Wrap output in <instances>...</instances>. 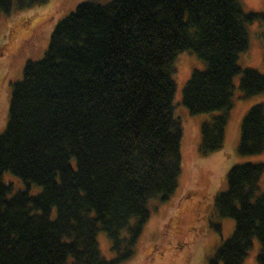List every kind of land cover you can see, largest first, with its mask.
I'll return each mask as SVG.
<instances>
[{
  "label": "trees",
  "instance_id": "1",
  "mask_svg": "<svg viewBox=\"0 0 264 264\" xmlns=\"http://www.w3.org/2000/svg\"><path fill=\"white\" fill-rule=\"evenodd\" d=\"M43 0H0V14ZM240 0H85L57 23L38 60L14 83L0 133V175L28 186L11 194L0 180V264H117L134 252L181 169L182 123L175 111V61L190 50L204 62L187 80L190 114L222 111L200 127L202 154L223 146L234 77L244 97L264 92V73L241 67L248 48ZM264 150V102L241 124L238 151ZM264 163L233 165L214 201L235 228L209 264H243L254 239L264 264ZM103 231L117 256L105 258Z\"/></svg>",
  "mask_w": 264,
  "mask_h": 264
},
{
  "label": "rangeland",
  "instance_id": "2",
  "mask_svg": "<svg viewBox=\"0 0 264 264\" xmlns=\"http://www.w3.org/2000/svg\"><path fill=\"white\" fill-rule=\"evenodd\" d=\"M83 1L43 0L28 7L14 6L10 12L0 14V133L8 123L13 86L22 79L26 62L44 55L57 23ZM240 3L245 13H264V0H240ZM246 29L249 44L239 55V64L264 73V21L247 23ZM175 66L174 113L182 123L177 186L165 201L152 200V214L143 226L134 252L117 264H209V258L235 228L234 218L220 216L214 204L216 196L227 188L229 169L245 162L264 163V150L254 155L238 151L243 117L252 105L264 102V92L244 97L239 88L240 76H235L223 146L202 154L201 124L222 111L190 114L181 103L182 91L193 70H203L206 65L197 54L185 50L178 54ZM0 180L12 185L11 194L28 189L36 195L42 190L36 184L28 188L10 172L0 175ZM259 184L262 192L264 173ZM97 239L105 258L117 256L105 232L98 231ZM259 248L260 241L255 238L243 264H258Z\"/></svg>",
  "mask_w": 264,
  "mask_h": 264
},
{
  "label": "flooded vegetation",
  "instance_id": "3",
  "mask_svg": "<svg viewBox=\"0 0 264 264\" xmlns=\"http://www.w3.org/2000/svg\"><path fill=\"white\" fill-rule=\"evenodd\" d=\"M202 202V206H203V204H204V202L203 201H201ZM152 257V256H151Z\"/></svg>",
  "mask_w": 264,
  "mask_h": 264
}]
</instances>
